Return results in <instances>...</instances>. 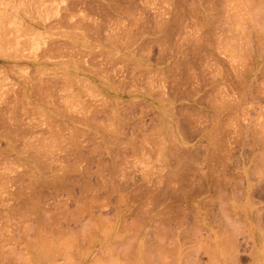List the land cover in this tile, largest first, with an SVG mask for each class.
Listing matches in <instances>:
<instances>
[{"label": "rangeland", "instance_id": "1", "mask_svg": "<svg viewBox=\"0 0 264 264\" xmlns=\"http://www.w3.org/2000/svg\"><path fill=\"white\" fill-rule=\"evenodd\" d=\"M192 1L0 0V22L6 30L4 35L0 34L2 264H264V33L249 25L255 23L249 15L253 20L260 15L257 22L263 19L264 8L259 3L264 0H254L256 11L262 10L258 13L248 8H252L250 0H203L202 8L220 2L218 16L222 20L231 16L226 25L219 21L216 36L207 32L208 27H200L205 25L201 0ZM191 3L200 10L196 8L193 15ZM114 6L123 8L125 13H118ZM177 16L180 25L173 18ZM158 20L164 27L155 25ZM262 21L255 23L261 26V32ZM247 40L251 42L248 44ZM76 71L80 73L74 74ZM50 83L51 86H45ZM18 95L24 100L18 98L21 102L17 105ZM63 100L72 103L64 104ZM67 104L69 109L73 106L78 110L81 106L85 111L80 109L73 114L64 106ZM13 106L16 111L11 109ZM57 113L61 116L57 117ZM77 113L93 116L91 126L69 118L72 115L82 119L83 115ZM47 121H51L52 133H59L65 142H50L52 133ZM216 122L223 124V128L218 129ZM70 123L76 128L70 129ZM7 131L15 135L13 144L6 137L10 134ZM24 138H46L54 146V154L49 151L54 156L49 158L48 167L43 172L35 169L43 180L41 184L30 183L33 173L29 166L33 164L19 159ZM77 151L81 157L74 155ZM186 158L190 165L184 164ZM8 166L15 168L8 170ZM173 174H178L179 181ZM56 179H64L73 188L64 184L63 190H57L50 184L44 185ZM84 181L90 184L89 192L81 190ZM34 186L41 191L42 201L36 210L30 211L21 206L20 190L30 194ZM176 188L182 190L178 192ZM79 206L89 207V212H81L82 219L68 217L70 223L63 221L66 213L71 216L79 212ZM56 212L64 214L58 219ZM78 218L80 223H76ZM44 219L52 225L51 233L50 227L45 228V234L38 233ZM89 222L92 236L87 234L91 240L84 229ZM66 223L70 227L66 228ZM26 227L34 230L29 233ZM78 232H82L81 237ZM40 235L47 240L53 238L54 242H49L54 249L48 246L55 254L48 252L56 255V261L52 256L37 257L41 254L40 245L47 242L42 243L46 239ZM64 235L77 238L76 243L68 241L70 246L62 247ZM57 241L61 251L66 252L60 251ZM156 256H165V261Z\"/></svg>", "mask_w": 264, "mask_h": 264}, {"label": "bare ground", "instance_id": "2", "mask_svg": "<svg viewBox=\"0 0 264 264\" xmlns=\"http://www.w3.org/2000/svg\"><path fill=\"white\" fill-rule=\"evenodd\" d=\"M188 1H189V0H187L186 3H188ZM193 1H194V0H193ZM193 1H192V2H193ZM195 1H196V0H195ZM197 1H198V0H197ZM201 1H202V2H201ZM201 1H200V4H201L200 9H201V11H202L203 14H204V17H203L202 19H203V21L205 22V25H202V26H201V25L199 24V23H200V20H199V19H198L199 21H198L197 25L199 24L200 27H202V28H204V26L208 27V31H207V32H211L212 35L216 36V35H217V34H215V33H216V32H215V30H216V25L219 24V21H220V20H222V17L220 18V17L218 16V15L220 14V12H221L220 2L217 1V2L219 3V5H218L217 2H216V3L213 2V3L215 4V6L213 5V6L209 7V5H208V8H207V7H205V5H204V8H202V7H203V0H201ZM204 1H205V0H204ZM231 1H234V0H231ZM245 1H248V0H245ZM190 2H191V0H190ZM190 2H189V3H190ZM210 2H211V1H210ZM248 2H249V1H248ZM248 2H246V3H248ZM251 2H253V4H249V3H251ZM254 2H255L254 0H250V2H249L248 4L251 5L252 8H251L250 6H248V8H250V9H255V11H256V8H257L258 6H256V8H255V4H254ZM174 3H175V1H174ZM178 3H179V2H178ZM184 3H185V2H184ZM186 3H185V4H186ZM189 3H188V4H189ZM195 3H196V2H195ZM205 3H206V2H205ZM205 3H204V4H205ZM211 3H212V2H211ZM226 3H227V2H226ZM196 4H198V3H196ZM207 4H208V3H207ZM209 4H210V3H209ZM234 4H235V3H234ZM234 4H232V5L234 6ZM259 4L262 5V6H260V7L264 8V6H263V5H264V2H263V3L261 2V3H259ZM259 4H257V5H259ZM192 5H193V3L190 4V6H192ZM227 5H228V3L226 4V7H227ZM36 6H37V5H36ZM219 6H220V7H219ZM223 6H224V5H223ZM233 6L230 5V6H228V7H232V10H233V8H234ZM114 7H115V6H114ZM192 7L194 8V11L192 10V12H191L192 15H193V13L196 12V10H197L196 8H198V6H196V8H195V4H194V6H192ZM192 7H191V8H192ZM253 7H254V8H253ZM115 8H116V9H115ZM115 8H114V9L117 10L118 13H122V14L125 13V10L123 11V8H122V10L117 9V6H116ZM118 8H120V7H118ZM224 8H225V7H224ZM189 9H190V8H189ZM226 9H227V8H226ZM226 9H222V10H223L224 12H227ZM234 9H235V8H234ZM260 9H261V8H259V10H257V11L260 12V11L263 10V12H264V9H262V10H260ZM225 10H226V11H225ZM176 11H179V10H176ZM197 11H200L199 8H198ZM213 11H215V12H213ZM257 11H256V13H258ZM189 12H190V11H189ZM228 12H230V8H229V11H228ZM228 12H227V13H228ZM175 13H176V12H175ZM200 13H201V12H200ZM227 13H226L225 16H227ZM235 13H236V12H235ZM249 13H250V11L248 12V14H249ZM195 14H196V13H195ZM198 14H199V13H197V16H198ZM223 14H224V13H223ZM229 14H230V13H229ZM254 14H255V13H254ZM126 15H127V14H126ZM174 15H175V14H174ZM232 15H233V14H232ZM258 15H259V14H258ZM261 15L263 16L264 13L262 14V12H261ZM228 16H229V15H228ZM228 16H227V17H228ZM234 16H235V15H234ZM249 16H250V17H249ZM249 16H248V17H249L250 19H252L253 22L255 21V23L258 21V19H256V18H262V17H260V15H259L258 17H256V15H255V16L252 15V16L256 17L255 20H253L254 18L251 17V15H249ZM178 17H179V16H177L176 18H175V17H173V18H174V20H176V21L178 20V25H180V24H179V22H180V20H179L180 17H179V19H177ZM218 17H219V18H218ZM227 17H226V21H225L224 19L222 20L224 24H225V22H226V24H227L228 19H229V21H230V17H231V16H229L228 18H227ZM120 18H121V17H119V19H117V21L120 20ZM223 18H224V17H223ZM232 18H233V17H232ZM235 18H236V16H235ZM240 18H241V17H239V19H240ZM249 18H248V19H249ZM0 19H2V18H0ZM136 19H137V18H136ZM239 19H237V20L239 21ZM250 19H249V22H251ZM263 19H264V16H263ZM263 19H261V20H263ZM134 20H135V19H134ZM240 20H241V19H240ZM256 20H257V21H256ZM261 20H259V22H260ZM176 21H175V22H176ZM231 21H232V19H231ZM246 21L248 22V20H246ZM1 22H2V21H1ZM1 22H0V26H1V28H0V30H1V31H0V34L4 35V34H3V31H6V30H3V29H4V26H3V24H2L3 22H2V23H1ZM233 22H234V21H233ZM236 22H237V21H236ZM236 22H235V23H236ZM259 22H257V23H259ZM262 22H263V21H262ZM159 23H160V24H159ZM181 23H182V22H181ZM223 23H222V24H223ZM229 23H230V22H229ZM231 23H232V22H231ZM235 23H234V25H235ZM255 23H251V24H249V25H251V26H254V28L251 27L252 30H253V29H257L258 31L256 30V32H258V33H259V32H260V33H264V31H262V32L259 31V29H260L261 26H260V27L258 26V27H259V28H258L257 25H256ZM263 23H264V22H263ZM121 24L123 25V23H121ZM222 24H221V25H222ZM226 24H225V25H226ZM155 25H162V24H161V22L158 20L157 24H155ZM178 25H177V26H178ZM162 26L164 27V23H163ZM262 26H264V24H263ZM2 27H3V29H2ZM209 27H211V29H209ZM229 27H230V26H229ZM231 27H233V30H232V28H230V30L234 31V26H231ZM242 27H243V26H242ZM256 27H257V28H256ZM161 28H162V27H161ZM173 28H174V27H173ZM198 28H199V27H198ZM261 29H262V28H261ZM263 29H264V28H263ZM172 30H173V29H172ZM230 30H229V31H230ZM250 30H251V29H250ZM213 32H214V34H213ZM162 33H163V32H162ZM169 33H170V32H169ZM232 33H233V32H232ZM235 33H236V31H235ZM188 34H189V33H188ZM209 34H210V33H209ZM245 34H246V31H245ZM245 34H244V37H245ZM2 35H1V36H2ZM246 35H249V36H250V33L248 32ZM263 35H264V34H263ZM169 36H170V34H169ZM77 37H78V36H77ZM218 37H219V36H218ZM247 37H248V36H246V39H247ZM2 38H3V37H1L0 40H1ZM202 38H203V36H202ZM248 38H250V37H248ZM185 39H186V37H185ZM200 39H201V37H200ZM200 39H199V40L196 39L197 42H198V41L200 42ZM211 39H213V37H211ZM218 39H219V38H218ZM243 39H244V38H243ZM246 39H244V41H245ZM13 40H15V38H13ZM13 40H12V41H13ZM164 40H165V39H164ZM168 40H169V39H168ZM214 40H215V39H214ZM249 40H251V39H249ZM211 41H212V40H210V42H211ZM216 41H217V40H216ZM228 41H230V40H228ZM242 41H243V40H242ZM242 41H241V42H242ZM0 42H1V41H0ZM53 42H54V41H53ZM194 42H195V41H194ZM197 42H196V44L198 45L199 42H198V43H197ZM203 42H205V41H203ZM250 42H251V41H250ZM250 42H249V43H250ZM259 42H260V41H259ZM262 42H263V44H264V40H263ZM82 43H83V42H82ZM82 43H81V44H82ZM211 43H212V42H211ZM217 43H218V41H217ZM237 43H238V42H237ZM239 43H240V42H239ZM244 43H245V42H244ZM247 43H248V40H247ZM249 43H248V44H249ZM85 44H86V43H85ZM85 44H84V45H85ZM194 44H195V43H194ZM199 44H201V42H200ZM203 44H204V43H202V46H204ZM205 44H206V43H205ZM209 44H210V43H209ZM261 44H262V43H259V45H261ZM10 45L13 46L14 43L12 42ZM51 45H52V44H51ZM56 45H58V44H56ZM218 45H219V44H218ZM239 45H240V47H242L243 43H242V45H241V44H239ZM11 46H10V47H11ZM58 46H59V45H58ZM58 46H56V47H57V51H58ZM198 46H199V45H198ZM207 46H208V45H207ZM211 46H212V44H211ZM211 46H210V47H211ZM247 46H248V45H247ZM199 47H201V46H199ZM218 47H219V46H218ZM54 48H55V47H53V49H54ZM59 48H60V47H59ZM248 48H249V46H248ZM248 48H247V49H248ZM263 48H264V47H263ZM53 49H51V50H53ZM55 49H56V48H55ZM196 49H197V48H196ZM200 49H201V48H200ZM261 49H262V48H261ZM193 50H195V48H194ZM205 50H208V49L206 48ZM242 50H243V49H242ZM244 50H245V49H244ZM244 50H243V51H244ZM2 51H3V50H2ZM53 51H54V50H53ZM195 51H196V50H195ZM261 51L264 52V49L261 50ZM261 51H260V52H261ZM47 52H48V51H47ZM54 52H55V51H54ZM54 52H53V53H54ZM199 52H200V51H199ZM246 52H247V50H246ZM241 53H243V52H241ZM55 54H56V53H55ZM196 54L199 55L198 52H197ZM196 54H195V55H196ZM50 55H52V54H50ZM201 55H202V54H201ZM245 55H246V54H245ZM243 56H244V53H243ZM198 57H199V56H198ZM231 57H232V56H231ZM238 57H239V56H238ZM201 58H204V57L202 56ZM235 58H236V57H235ZM232 59H233V58H232ZM239 59H240V58H239ZM237 60H238V59H237ZM67 61H68V60H67ZM239 61H241V63H242V60H239ZM68 62H69V61H68ZM41 64H42V63H41ZM236 65H237V64H236ZM236 65H235V66H236ZM38 66H39V65H38ZM40 66H41V65H40ZM184 66H185V65H184ZM186 66H187V65H186ZM243 66H245V65L243 64ZM44 69H45V68H44ZM44 69H43V70H44ZM57 71H58V70H57ZM64 73H67V72H64ZM79 73H80L79 71H76L74 74H77V75H78ZM53 75H54V74H53ZM64 75H67V76H68L69 74H64ZM54 77H55V76H54ZM56 77H57V76H56ZM69 77H71V76L69 75ZM41 78H42V77H41ZM65 78H66V77H65ZM67 78H68V77H67ZM58 79H59V78H58ZM76 79H77V78H76ZM42 80H43V79H42ZM42 80H40V81H42ZM50 80H51V78L49 79V82H50ZM54 81H55V80H54ZM68 81H69V80H68ZM76 81H77V80H76ZM43 82H44V81H43ZM28 83H29V82H28ZM30 84H31V83H30ZM38 84H40V83H38ZM44 84H45V82H44ZM44 84H42V86H41L40 89H42V87L44 86ZM77 84H78V82H77ZM64 85H65V84H64ZM84 85H85V84H84ZM86 85H87V84H86ZM31 86H32V84H31ZM45 86H46V87L51 86V83H50V85H47V84H46ZM29 87H30V86H29ZM37 87L39 88L40 85H38ZM37 87H36V88H37ZM83 87H85V86H83ZM88 87H90V88H88ZM88 87H87V88H88L89 90H92V89H93L90 85H89ZM30 88H31V87H30ZM30 88H29V89H30ZM34 88H35V87H34ZM38 88H37V89H38ZM70 88H71V87H70ZM85 88H86V87H85ZM91 88H92V89H91ZM22 89H23V88H22ZM24 89H25V88H24ZM31 89L33 90V88H31ZM46 89H47V88H46ZM46 89H44L43 91H45ZM48 89H50V88H48ZM48 89H47V92L49 91ZM64 89H65V88H64ZM66 89H67V88H66ZM71 89H72V88H71ZM83 89H84V88H83ZM85 90L87 91V89H85ZM85 90H84V91H85ZM26 91H27V90H26ZM35 91H38V90L35 89ZM41 91H42V90H39L38 93L41 94V93H42ZM71 91H73V89H72ZM31 92H32V91H31ZM45 92H46V91H45ZM45 92H44V93H45ZM50 92H51V89H50ZM50 92H48V93H50ZM67 92H70V91H67ZM88 92H89V91H88ZM32 93H33V92H32ZM35 93H36V92H35ZM67 94H69V93H67ZM24 95H25V94H24ZM24 95H21V96H24ZM42 95H45V94L42 93ZM75 95H76V94H75ZM18 96H19V95H18ZM18 96H17V99H18V98H20V99L23 98V100H24V97H20V96L18 97ZM29 96H30V93H27V98H29ZM36 96L41 97V95H38V94H37ZM68 96H69V95H68ZM77 96H78V95H77ZM25 97H26V96H25ZM39 97H37V98H39ZM46 97H47V93H46L45 98H46ZM70 97L72 98V96H70ZM70 97H69V98H70ZM78 97H79V96H78ZM45 98H42V97H41V100L44 101ZM71 98H70V99H71ZM17 99H16V100H17ZM63 99H64V98H63ZM78 99H79V98H77L76 101H78ZM16 100H15V101H16ZM18 100H19V99H18ZM41 100H40V101H41ZM65 100H67V99L65 98ZM65 100H63V101H65ZM222 100H223V99H222ZM224 100H225V99H224ZM20 102H21L20 100L17 101V102H16L17 105H18V103H20ZM24 102H25V101H24ZM79 102H80V101H79ZM230 102H231V101H230ZM25 103H26V102H25ZM66 103H72V100H71V101H69V100H68V101H65L64 104H66ZM74 103H78V102H74ZM223 103H224V102H223ZM21 104H23V103H21ZM215 104H216V102H215ZM218 104H219V102H218ZM13 105H14V103H13ZM15 105H16V104H15ZM15 105H14V106H15ZM17 105H16V106H17ZM71 105H74V104H71ZM221 105H223V104H221ZM14 106L11 107V109H15L16 106H15V108H14ZM49 106H50V105H49ZM64 106L67 108V107L70 106V105L67 104V106H66V105H64ZM78 106H79V105H78ZM38 107H39V108H38ZM38 107H36V110H37V108H38V109L41 108L40 106H38ZM50 107H51V106H50ZM65 107H64V108H65ZM72 107H73V106H72ZM72 107H70L71 110H70L69 108H67V110H69V112H73V114H75L74 112H77V111L79 112L80 109H81V110L84 109V108H82L81 106H79L78 110H76V109H77V108H76L77 106H75L74 108H76V109L74 110ZM51 108L53 109V108H56V107H51ZM221 108H222V107H221ZM223 108H224V106H223ZM16 109H17V108H16ZM16 109H15V111H16ZM58 109H59V108H58ZM58 109H57V110H58ZM72 109H73V110H72ZM41 110H42V109L39 110L40 113H41ZM43 110H44V109H43ZM60 110H61V109H60ZM60 110H59V111H60ZM63 110H64V112H65V109H63ZM67 110H66V112H67ZM225 110H226V109H225ZM13 111H14V110H13ZM13 111H10V112H13ZM15 111H14V113H15ZM59 111H58V112H59ZM82 111H83V110H82ZM84 111H85V109H84ZM84 111H83V112H84ZM220 111H221V110H220ZM53 112H57V111L54 110ZM61 112H63V111L61 110ZM61 112H59V113H61ZM80 112H81V111H80ZM14 113H13L12 115H16V114H14ZM16 113H17V112H16ZM42 113H44V112H42ZM222 113H223V112H222ZM1 114H2V113H1ZM77 114H78V115H81L82 113H81V114H80V113H77ZM83 114H84V113H83ZM83 114H82V115H83ZM89 114H90V113H89ZM217 114H219V112H218ZM49 115H50V114H49ZM49 115H48V117H49ZM54 115H55V114H54ZM56 116H57V117H60L61 115L57 113ZM75 116H76V115H75ZM84 116H85V117H84ZM10 117H12V116L10 115ZM10 117H9V118H10ZM48 117L46 116V118H48ZM94 117H95V115H94ZM220 117H221V116H219L218 118L220 119ZM13 118H14V117H13ZM51 118H52V117L50 116L49 119H51ZM69 118L72 119L74 122H75V120H76V121L78 120V122L80 121L81 124H86V126H91V119L93 118V116H92V118H91V115H86V114H85V115H83L82 119L79 118V117H76V118H78V119H75L74 116L70 115ZM218 118H217V121L219 120ZM93 119H94V118H93ZM112 121H113V120H112ZM112 121H111V123H112ZM164 121H165V120H164ZM167 121H168V120H167ZM221 121H222V120H221ZM221 121H220V122H221ZM47 122H48V121H47ZM80 122H79V123H80ZM82 122H83V123H82ZM98 122H99V121H98ZM98 122H97V123H98ZM100 122H101V121H100ZM102 122H103V121H102ZM104 122H105V121H104ZM165 122H166V121H165ZM168 122H169V121H168ZM220 122H216V124L218 123V124L220 125V126H219V125L217 124L218 127H219L218 129L223 128V127H222L223 124H222V126H221ZM0 123H2V122H1V119H0ZM48 123L50 124L51 121H49ZM221 123H222V122H221ZM4 124H5V122H4ZM46 124H47V123H46ZM166 124H167V123H166ZM102 125H103V124H102ZM105 125H109V124H105ZM105 125H103V126H105ZM167 125H168V124H167ZM59 126H60V125H59ZM62 126H63V125H62ZM69 126H70V127H69ZM69 126H68V127H69L70 129H74V128H76V126H75V127L71 126V123H70ZM111 126H112V124H111L110 126H108V127H111ZM171 126H172V124H171ZM171 126H170V127H171ZM179 126H180V125H179ZM50 127H51V128H50V131H51V133H52V130H51V129H53V128H52L53 126H51V124H50ZM66 127H67V126H66ZM220 127H221V128H220ZM56 128H57V127H56ZM172 128H173V127H172ZM214 128H216V131H215L216 133L219 132V130L217 129V126H216V125H215ZM67 130H69V129L67 128ZM157 130H158V129H157ZM157 130H156V131H157ZM50 131H49V132H50ZM53 131H54V130H53ZM55 131H56V130H55ZM58 131H59V130H58ZM75 131H76V129H75ZM7 132L10 133V131H7ZM49 132H48V133H49ZM68 132H69V131H68ZM69 133H70V132H69ZM75 133H76V132H75ZM157 133H158V132H157ZM10 134H11V133H10ZM10 134H7L8 136H6V137L9 139L10 143L13 144L14 141L16 140V138H15V135H12V134L10 135ZM70 134H71V133H70ZM72 134H73V132H72ZM172 134L174 135V132H173ZM5 135H6V134H5ZM76 135H77V134H76ZM173 135H172V137H173ZM74 136H75V135H74ZM151 136H154V135H152V133H151ZM149 137H150V136H149ZM163 137H164V136H163ZM46 138H47V137H46ZM46 138H38V139H35V140H33V139H32V140H29V139H27V138H24V145H23V148L20 149V152H19V153H22V154H24V153H26V152L28 153V154L26 153V156H22V154H20V157H19L20 160H21V159L24 160V161H25V160H28L29 162H31V163L33 164V166H29V167H30V168H29V171L31 170L32 173H33V175L31 176V180H30V183H31L32 185H38L41 181H43V180L40 179V177H39V175H38L39 173H38L36 170H39L40 172H43V170L46 169V168L48 167V165H49V162H50L49 158L51 159V156H54V155H51V154H54V153H52V151H53L54 149H53V150L51 149V148L54 147V146L51 147V145L45 141ZM72 138H73V137H72ZM75 138H76V137H75ZM143 138H145V137H143ZM173 138H174V137H173ZM48 139L51 140L50 142H54V143H56V145H59V143H61V142L64 141V140H61V139H63V138H62V136H60L59 133H57V132H56V133L53 132V133L51 134V136H50ZM78 139H79V137H78ZM151 139H152V138H151ZM151 139H150V140H151ZM162 139H163V138H162ZM164 140H165V139H164ZM75 141H79V140L76 139ZM153 141H156V140H153ZM173 141H174V140H173ZM64 142H65V141H64ZM66 142H67V141H66ZM71 142H73V140H72ZM57 143H58V144H57ZM153 143H154V142H153ZM173 143H174V142H173ZM48 144H49V145H48ZM72 144H73V146H74V148H75L76 143L73 142ZM171 144H172V143H171ZM46 145L48 146V149H47V146H46ZM64 145H65V143H64ZM70 145H71V144H70ZM45 146H46V147H45ZM49 146H50V147H49ZM172 146H173V145H172ZM69 147H70V146H69ZM78 147H79V145H77V148H78ZM175 147H176V146H175ZM77 148H76L75 150H77ZM156 148H157V147H156ZM161 148H164V145L161 146ZM11 149H12V148H11ZM49 149H51V150H49ZM70 149H72V148H70ZM73 150H74V149H73ZM75 150H74V151H75ZM159 150H161V149H159ZM159 150H158V151H159ZM162 150H163V149H162ZM49 151H51V152H50L51 154L49 153ZM142 151H143V150H142ZM178 151H180V150H178ZM79 152H80V151H79ZM137 152H138V151H137ZM140 152H141V151H140ZM156 152H157V151H156ZM159 152H160V151H159ZM170 152L172 153V155H174L173 152H172V150H170ZM170 152H169V153H170ZM141 153H142V152H141ZM162 153H163V152H162ZM178 153H179V152H178ZM68 154H71V152H69ZM80 154H81V152L78 153V151H77L74 155H77L78 157H79V156L81 157ZM147 154H148V153H147ZM179 154H180V153H179ZM186 154H187V153H186ZM186 154H185V155H186ZM71 155H73V153H72ZM168 155H169V154H168ZM180 155H181V154H180ZM147 156H148V155H147ZM147 156H146V157H147ZM136 157H137V156H136ZM173 157H174V156H173ZM180 157H181V156H180ZM189 157H190V155H189ZM205 157H206V156H205ZM155 158H156V157H155ZM192 158H193V156H192ZM202 158H203V157H202ZM143 159L145 160V158H143ZM147 159H149V158H147ZM182 159H184V158H182ZM186 159H188V158H186ZM151 160L153 161V159H151ZM77 161H79L78 158H77ZM184 161H186V160H184ZM187 162H189V159H188V161H186L184 164H185V165H186V164H189V163H187ZM26 163H28V162H26ZM145 163H148V161L145 162ZM151 163H152V162H151ZM141 164H142V163H141ZM184 164H183V166H184ZM144 165H145V164H144ZM150 165H152V164H150ZM189 165H190V164H189ZM9 167L15 168V167H13V166H8V170H9ZM185 167H186V166H185ZM120 168H121V167H120ZM188 168H189V167H187V169H188ZM35 169H36V170H35ZM10 170H14V169H11V168H10ZM86 170H87V169H86ZM85 172H86V171H85ZM177 173H178V171H177ZM202 173H203V172H202ZM88 174H89V173H88ZM160 174H161V173H160ZM177 175H178V174H173L172 177H175V178L177 179V177H178ZM59 176H60V175H59ZM57 177H58V176H57ZM62 177H63V176H62ZM164 177H165V176H164ZM175 178H174V179H175ZM181 178H182L181 180H183V179L186 180V177H185V176H183V177H181ZM219 178H220V177H219ZM52 179H53V178H52ZM57 179H58V178H57ZM57 179L54 180L53 182L48 181L49 183L44 182V185L47 184V186H48V184H50V185H52L51 188L54 186V188H55V189L57 188V190L60 189V188H61V190H63V188H62L63 185H64V184L67 185V184H66L67 181H64V179H65V175H64V179H63V181H60V180H57ZM65 180H66V179H65ZM105 180H106V179H105ZM177 180L179 181V179H177ZM184 180H183V181H184ZM223 181H224V180H223ZM1 182H2V181H1ZM7 182H8V181H7ZM64 182H65V183H64ZM84 182H85L84 184L82 183V184L80 185V186H82V189H81V190H82V192L85 191V190L89 192V190H90V184H89L88 181H87V182L84 181ZM105 182H106V181H105ZM161 182H162V181H161ZM173 182H174V181H173ZM189 182H190V181H189ZM40 184H41V183H40ZM42 184H43V182H42ZM103 184H104V183H103ZM216 185H217V184H216ZM40 186H41V185H40ZM67 186H70V187H71V185H70L69 183H68ZM105 186H106V185H105ZM1 187H2V186H0V188H1ZM31 187H32V186H31ZM70 187H69V188H70ZM106 187H107V186H106ZM172 187H173V186H172ZM172 187H171V189H172ZM22 188H23V187H22ZM34 188H35V186H34ZM71 188H73V187H71ZM80 188H81V187H80ZM173 188H174V187H173ZM182 188H183V187H182ZM218 188H219V187H218ZM20 189H21V188H20ZM24 189H25V188H24ZM67 189H68V187H67ZM67 189H65V191H66ZM106 189H107V188H106ZM71 190H72V189H71ZM177 190H178V192H179L180 188H179V189L176 188V191H177ZM181 190H182V189H181ZM181 190H180V191H181ZM20 191H21V195L23 196V197H22L20 194H18V195H20L21 198L23 199V203H21V204H22L21 206H22L23 208H26V209L30 210V211H31V210H36V209L38 208V206H39V203L42 201V200H41V194H42L41 191H40L38 188H37V189L35 188L34 191H33L32 193H30V194H26V193L24 192V190H23V192H22V190H20ZM20 191H19V192H20ZM55 191H56V190H55ZM86 191H85V192H86ZM169 191H171V190H169ZM173 191H175V190H173ZM183 191H184V190H183ZM185 191H186V190H185ZM166 192H167V191H166ZM24 193H25V194H24ZM68 193H69V190L67 191V194H68ZM182 193H183V192H182ZM182 193H181V194L177 193V194L182 195ZM184 193H186V192H184ZM187 193H188V192H187ZM188 194H189V193H188ZM18 195H17V196H18ZM70 196H72V195H70ZM175 196H176V195H175ZM184 196H185V195H184ZM184 196H183V197H184ZM18 197H19V196H18ZM176 197H177V196H176ZM72 198H73V196H72ZM178 198L181 199V197H179V196H178ZM186 198H188V197H186ZM73 199H76V198H73ZM217 199H219V198H217ZM84 200H85V199H84ZM76 201H77V199H76ZM221 202H222V200H221ZM78 203H79V202H78ZM81 204H82V203H81ZM221 204H222V203H221ZM78 205H80V204H78ZM222 205H223V204H222ZM17 207H18V206H17ZM75 207H76V206H75ZM80 209H81V206H79V212H77L76 214H72V213H74V212H72V213H70V214H72L71 216H67V213H66V214H65L66 216H63V217H65L66 219L63 218V219H64L63 221H66V220H67V223H68V222L70 223V221L76 219L78 216H80V219H82L83 217L81 216V215H82L81 212L84 213V212L88 211V210H89V207H82V209H81V210H80ZM21 210H22V209H21ZM42 211H43V210H42ZM44 211H45V210H44ZM54 211H55V210H54ZM77 211H78V210H77ZM22 212H23V211H22ZM45 212H46V211H45ZM88 212H89V211H88ZM36 213H37V212H36ZM42 213H43V212H42ZM47 213H49V212H47ZM56 213H57V212H56ZM56 213H55V214H56ZM62 213H63V212H62ZM62 213H61V216H62ZM78 213H80V214H78ZM21 214H23V213H21ZM26 214H27V213H26ZM26 214H25V216H26ZM44 214H45V213H44ZM57 214H58V213H57ZM63 214H64V213H63ZM29 215L31 216V214H29ZM29 215H27L28 218H29ZM52 215H53V214H52ZM58 215H59V214H58ZM27 216H26V217H27ZM45 216H50V215H45ZM59 216H60V215H59ZM61 216H60L58 219H60ZM83 216H84V215H83ZM22 217H23V215L21 216V218H22ZM68 217L73 218V219L71 220V219H69ZM81 217H82V218H81ZM44 218H45V217H44ZM49 218H50V217H49ZM49 218H48V220H49ZM22 219H23V218H22ZM24 219H25V218H24ZM48 220H47V219H44V222H43L44 224H42V225L40 224L41 226L38 227V228H39V229H38V233L41 232L42 234H45L44 232H47V231L45 230V228L50 227V226L52 227V225L49 224V221H48ZM21 221H22V220H21ZM39 221H40V220H39ZM55 221L57 222V220H54V222H55ZM76 221H77V220H76ZM78 221H79V218H78ZM78 221H77L76 223H80L81 220H80L79 222H78ZM89 221H90V220H89ZM24 223H25V222H24ZM27 223H28V222H27ZM67 223H66V224H67ZM85 223H86V222H85ZM95 223H96V222H95ZM102 223H104V222H102ZM9 224H10V223H9ZM74 224H75V223H74ZM90 224H91V223L89 222V225H90ZM64 225H65V224H64ZM68 225H69V227H70V224H67V226L65 225L66 228H68ZM89 225H88V226L86 225V227H85V225H84L85 228H84V227H83V228L87 231V232H85L86 234L89 233V234L91 235L92 233L89 231V230H91V225H90V226H89ZM95 225H96V224H95ZM107 225H109V224H107ZM129 225H131V224H129ZM231 225H233V224H231ZM231 225H230V226H231ZM234 225H235V224H234ZM34 226H35V225H34ZM34 226H31V227H32V228H35ZM164 226H165V225H164ZM31 227H29V230L27 229L28 227H26V229L29 231V233H31V230H32ZM51 227L49 228V229H50V233H51L52 230H54V229L51 228ZM57 227H58V226H57ZM104 227H105V226H104ZM110 227H112V226H110ZM166 227H167V226H166ZM77 228H78V227H77ZM86 228H89V229H86ZM231 228H232V226H231ZM236 228H237V227H236ZM43 229H44V230H43ZM72 229H73V228H72ZM72 229H71V231H72ZM74 229H75V228H74ZM166 229H167V228H165V230H166ZM24 230H25V229H24ZM27 230H25L24 232L26 233ZM33 230H34V229H33ZM33 230H32V231H33ZM42 230H43V231H42ZM58 230H61V229H58ZM58 230H57V231H58ZM65 230H66V229H65ZM85 230H84V231H85ZM161 230H162V228H161ZM230 230H231V229H230ZM235 230H237V232H238V229H235ZM28 231H27V232H28ZM66 231H67V230H66ZM101 231H102V230H101ZM105 231H106V230H105ZM110 231H111V230H110ZM228 231H229V230H228ZM6 232H7V231H6ZM8 232H9V231H8ZM8 232H7V233H8ZM231 232H232V230H231ZM9 233H10V232H9ZM50 233H48V234H50ZM58 233H59V231H58ZM73 233H77V232H74V230H73ZM73 233H72V235H71V234H68V235H71L72 237H74L75 235H73ZM78 233H79V232H78ZM80 233H82V232H80ZM80 233H79V234H80ZM229 233H230V232H229ZM56 234H57V233H56ZM104 234H105V233H104ZM58 235H59V234H58ZM68 235H64V236L62 237V239H61V240H62V245H61V243H60L61 240H59L60 242L57 241V242L59 243V246L57 245L58 248H60L61 246L63 247V245H64V247H66V246H70V245H69V242H70V243H74V244L76 243L75 239H77V238L72 239L71 236H68ZM90 235H88V234L86 235L87 238H88V240H91V238L89 239V237H91L92 235H91V236H90ZM155 235H156V234H155ZM164 235H165V234H164ZM24 236H25V235H24ZM46 236H48L47 233H46ZM66 236L68 237V239H72V241H74V242H72L71 240H68ZM232 236H233V235H232ZM1 237H2V236H1ZM25 237H26V236H25ZM40 237L46 239V240H43V239H42L41 242H42V243H45V242L47 241V242H46L47 245H45V244H46V243H45V244H43V245H45L46 247H43V245H40V247H42V248H39V247H38V248H39L38 251H40L41 254H39V253H40V252H39V253H38L39 255H37V257L40 256L42 259H45V258H46V259H48V258L50 259V257L52 256V254H55V252H51V251L49 250L50 247H51V248L53 247V245H52L53 243H51V242H54V241L52 240L53 238H50L49 240H47V237H45V235H44V236L40 235ZM51 237H52V235H51ZM55 237H56V236H55ZM64 237H66V240H64V239H65ZM69 237H70V238H69ZM80 237H81V234H80ZM233 237H234V236H233ZM35 238H36V234H35ZM57 238H58V236L56 237V239H57ZM63 238H64V239H63ZM36 239H37V238H36ZM40 239H41V238H40ZM222 239H223V238H222ZM27 240H28V239H27ZM4 241H5V240H4ZM31 241H32V240H31ZM35 241H37V240H35ZM49 241H51V242H49ZM63 241H65L67 244H66L65 242H63ZM68 241H69V242H68ZM224 241H225V240H224ZM5 242H7V241H5ZM87 242H88V241H87ZM221 242H222V241H221ZM228 242H229V241H228ZM28 243H29V242H28ZM28 243H27V244H28ZM30 243H31V242H30ZM32 243H33V244H32ZM32 243H31V244L35 247V246H36V245H34L35 243H34V242H32ZM36 243H37V242H36ZM42 243H41V244H42ZM63 243H64V244H63ZM88 243H89V242H88ZM126 243H127V242H126ZM229 243H230V242H229ZM1 244H2V243H1ZM27 244H26V245H27ZM74 244H71V245L74 246ZM222 244H225V243L223 242ZM48 245H50V247H49ZM60 245H61V246H60ZM225 245H226V244H225ZM228 245H229V244H228ZM1 246H3V245H1ZM27 246H29V245H27ZM122 246H123V245H122ZM3 247H4V246H3ZM3 247H2V248H3ZM179 247H180V246H179ZM2 248H1V249H2ZM29 248H31V247H29ZM46 248H47V249H46ZM51 248H50V249H51ZM56 248H57V247H56ZM58 248H57V250H59ZM128 248H129V247H128ZM128 248H126L125 250L127 251ZM4 249H5V248H4ZM31 249L33 250V248H31ZM44 249H45L46 252L50 251L52 254L49 255L50 252L46 253V252L44 251ZM52 249H54V248H52ZM122 249H123V248H122ZM155 249H156V248H155ZM2 250H3V249H2ZM2 250H1V251H2ZM57 250H56V252H57ZM101 250H102V249H101ZM111 250H112V249H111ZM113 250H114V249H113ZM120 250H121V249H120ZM227 250H228V249H227ZM12 251H13V250H12ZM38 251H37V252H38ZM53 251H54V250H53ZM60 251H61V248H60ZM60 251L58 252V255H59ZM70 251H71V250H70ZM70 251H69V252H70ZM74 251H76V250H74ZM83 251H84V250H83ZM154 251H156V250H154ZM154 251H153V252H154ZM44 252H45V254H44ZM61 252H66V251L63 250V251H61ZM69 252H68V253H69ZM71 252H72V251H71ZM71 252H70V253H71ZM123 252H125V251L123 250ZM151 252H152V251H151ZM156 252H158V251H156ZM176 253H178V252H176ZM65 254H66L65 256L70 255V254H67V253H65ZM153 254H154V253H153ZM155 254L157 255V253H155ZM0 255H2V254H0ZM41 255H42V256H41ZM58 255H57V256H58ZM60 255H61V254H60ZM72 255H73V254H72ZM123 255H124V254H123ZM151 255H152V254H151ZM151 255H150V256H151ZM5 256H6V253H5ZM25 256H26V255H25ZM53 256L56 257V255H53ZM53 256H52V257H53ZM62 256H64V254H63ZM62 256H60V257H62ZM70 256H71V255H70ZM80 256H81V255H80ZM111 256H112V255H111ZM115 256H116V255H115ZM115 256H112V257H115ZM152 256H153V255H152ZM159 256H160V255H159ZM166 256H167V255H166ZM229 256H230V255H229ZM229 256H228V257H229ZM2 257H3V256H2ZM40 257H39V258H40ZM58 257H59V256H58ZM67 257H68V256H67ZM73 257H74V256H73ZM107 257H108V256H107ZM156 257H157V256H156ZM163 257H164V258H163ZM163 257H162V258H163L164 261H165V258H166V257H165V256H163ZM24 258H25V257H24ZM26 258H27V256H26ZM39 258H38V260L40 261L41 258H40V259H39ZM104 258H106V257H104ZM133 258H134V257H133ZM157 258H159V257H157ZM162 258H161V259L159 258V259L162 261ZM0 259H1V258H0ZM27 259H28V258H27ZM29 259H31V258H29ZM51 259H53V260L56 261V258L54 259V257L51 258ZM70 259H71V258H70ZM80 259H81V258H80ZM86 259H87V257L84 258V260H86ZM112 259H113V258H112ZM112 259L110 258V260H112ZM13 260H14V259H13ZM24 260H25V259H24ZM97 260H98V259H97ZM113 260H114V262H117V261L115 260V258H114ZM117 260L119 261V259H117ZM25 261H27V260H25ZM25 261H24V262H25ZM28 261L30 262V260H28ZM32 261H33V260H32ZM43 261H44V260H43ZM106 261H107V258H106ZM128 261H130V260H128ZM158 261H159V260H158ZM164 261H162V262H164ZM1 262H2V261H1ZM1 262H0V263H1ZM8 262H9V261H8ZM22 262H23V261H22ZM50 262H51V261H50ZM71 262H72V261H71ZM94 262H95V263H98L97 261H94ZM104 262H105V261H104ZM111 262H113V261H111ZM131 262H133V260H132ZM131 262H129V263H131ZM134 262H135V261H134ZM155 262H157V261H155ZM25 263H26V262H25ZM48 263H49V262H48ZM74 263H75V262H74ZM99 263H100V262H99ZM99 263H98V264H99ZM102 263H103V262H102ZM117 263H119V262H117ZM121 263H122V260H121ZM220 263H221V262H220ZM1 264H2V263H1ZM8 264H9V263H8ZM26 264H27V263H26ZM29 264H30V263H29ZM50 264H52V263H50ZM54 264H58V263L56 262V263H54ZM100 264H101V263H100ZM111 264H114V263H111ZM148 264H150V263H148ZM233 264H234V263H233Z\"/></svg>", "mask_w": 264, "mask_h": 264}]
</instances>
